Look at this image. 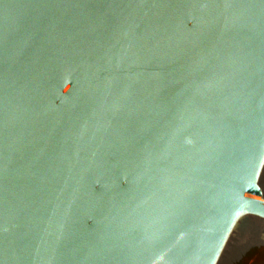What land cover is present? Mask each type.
Here are the masks:
<instances>
[{"label":"water","instance_id":"obj_1","mask_svg":"<svg viewBox=\"0 0 264 264\" xmlns=\"http://www.w3.org/2000/svg\"><path fill=\"white\" fill-rule=\"evenodd\" d=\"M261 246L264 0H0V264Z\"/></svg>","mask_w":264,"mask_h":264},{"label":"flooded vegetation","instance_id":"obj_2","mask_svg":"<svg viewBox=\"0 0 264 264\" xmlns=\"http://www.w3.org/2000/svg\"><path fill=\"white\" fill-rule=\"evenodd\" d=\"M236 264H264V246L250 248Z\"/></svg>","mask_w":264,"mask_h":264}]
</instances>
